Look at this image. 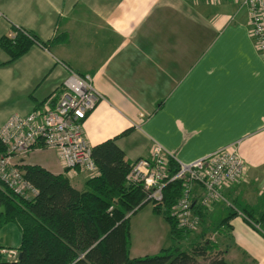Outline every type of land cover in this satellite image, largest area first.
I'll list each match as a JSON object with an SVG mask.
<instances>
[{
    "label": "crops",
    "instance_id": "crops-1",
    "mask_svg": "<svg viewBox=\"0 0 264 264\" xmlns=\"http://www.w3.org/2000/svg\"><path fill=\"white\" fill-rule=\"evenodd\" d=\"M0 12V38L18 26L46 42L13 60L0 47V127L13 113L54 102L67 65L89 74L103 95L83 121L91 147L114 138L131 162L147 157L155 141L189 161L235 142L244 173L220 188L226 202L219 201L235 211L226 221V248L245 256L243 264H264V218L257 219L264 210V58L249 36L246 6L231 0H0ZM43 151L51 158L25 156L20 163L63 173L76 189L85 188L89 176L66 172L55 151L31 152ZM232 258L242 264L241 256Z\"/></svg>",
    "mask_w": 264,
    "mask_h": 264
},
{
    "label": "trees",
    "instance_id": "trees-1",
    "mask_svg": "<svg viewBox=\"0 0 264 264\" xmlns=\"http://www.w3.org/2000/svg\"><path fill=\"white\" fill-rule=\"evenodd\" d=\"M30 35L17 32L14 39L3 36L0 47L13 60L33 43L46 46V42ZM3 150L0 141V153ZM91 150L99 173L88 177L82 190L76 189L65 174L52 173L38 164L19 165L23 176L38 190L31 200L0 185V229L13 223L20 231L16 259H4L1 250L5 247L0 244V264H236L223 257L224 251L215 242L201 240L202 231L185 240L190 231L176 227L168 210L179 194V181L164 185L160 202H150L151 211L160 213L166 222L171 244L155 253L129 257V214L149 201L144 200L139 185L125 181L130 162L124 159L114 138ZM168 165L170 171L175 170L171 159ZM206 208L192 204L201 221L207 216ZM228 210L216 224L221 235L229 230L226 221L235 214ZM242 210L248 218L249 212ZM263 218L264 210L257 219Z\"/></svg>",
    "mask_w": 264,
    "mask_h": 264
},
{
    "label": "built area",
    "instance_id": "built-area-1",
    "mask_svg": "<svg viewBox=\"0 0 264 264\" xmlns=\"http://www.w3.org/2000/svg\"><path fill=\"white\" fill-rule=\"evenodd\" d=\"M201 1L212 3L219 0ZM231 1L246 6L249 36L257 54L264 58V0ZM1 17L5 18L0 12ZM17 32L31 36L18 26L7 36L14 39ZM64 67L67 75L54 102L24 115L13 113L0 127V141L4 146L0 153V185L25 200L34 198L38 190L23 176L19 165L22 158L35 149L55 151L61 165L70 174L82 171L92 177L99 173L82 126L103 95L94 87L89 74L78 73L67 65ZM168 159L176 164L175 170H169ZM243 173L244 163L235 142L192 160L180 161L152 141L149 155L132 160L124 179L127 183L139 185L144 200L149 202H160L164 185L179 181L180 191L168 215L177 228L191 231L198 222L192 204L207 207L214 201L226 202L220 188L236 182ZM1 252L14 256V259L17 257L12 250L3 248Z\"/></svg>",
    "mask_w": 264,
    "mask_h": 264
},
{
    "label": "rangeland",
    "instance_id": "rangeland-1",
    "mask_svg": "<svg viewBox=\"0 0 264 264\" xmlns=\"http://www.w3.org/2000/svg\"><path fill=\"white\" fill-rule=\"evenodd\" d=\"M52 153L43 152H30L26 155V160L35 162L41 156H47L51 158ZM207 215L203 221L198 216V222L195 229L191 230L188 237L194 238V235H198L201 231L203 236L201 240L213 241L217 246L223 250V257L226 260L238 259L242 257L239 263H244L246 257L239 254V252L226 248L228 237L218 233L216 228L217 221L227 212V206L221 201H214L211 205L207 206ZM129 238L130 245L128 249V256H142L144 254H151L158 251L160 247H166L171 244L168 237L167 224L163 220L161 214L153 213L151 211L150 202L145 203L133 213L129 214ZM264 223L261 224V227ZM181 242V241H180ZM0 243L5 249L12 250L17 254L16 248L20 243V231L13 223H8L0 229ZM229 249V250H228ZM236 257V258H235ZM3 258L6 260H13L14 256L4 253Z\"/></svg>",
    "mask_w": 264,
    "mask_h": 264
}]
</instances>
